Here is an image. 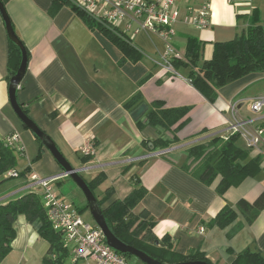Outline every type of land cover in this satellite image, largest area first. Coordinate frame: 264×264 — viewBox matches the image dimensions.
I'll list each match as a JSON object with an SVG mask.
<instances>
[{
  "label": "crops",
  "instance_id": "crops-1",
  "mask_svg": "<svg viewBox=\"0 0 264 264\" xmlns=\"http://www.w3.org/2000/svg\"><path fill=\"white\" fill-rule=\"evenodd\" d=\"M173 1L179 18L167 42L183 55L186 37L198 38L204 43L202 61L211 58L216 42L233 40L256 18L264 22V0ZM205 3L209 4L206 28L184 23L188 9H199ZM53 5L54 0H8L4 5L14 32L28 53L26 72L16 92L17 101L28 116L52 139L72 167H83L81 175L86 181L100 173L104 175L94 193L100 199L107 189L113 191L105 205L129 195L136 178L146 193L134 211L147 209L155 220L153 234L158 239L164 235L172 237L177 252L199 250L213 264H231L246 249L264 256V209L250 226L243 225L230 238L228 232L243 222L240 216L226 228L207 225L225 205L235 207L240 199L252 202L264 191V144L253 151L261 153L260 170L222 196L215 192L219 178L207 187L178 168L185 147L213 136L230 135L232 105H236L238 119L250 118L264 126V111L252 113L249 101L253 96L246 95L254 85H264V74H251L227 84L219 89L216 101L209 103L190 85L185 69L165 68L166 43L156 33L125 31L140 58L134 63H120V51L99 32L89 29L73 5H61L52 13ZM115 26L124 31L125 23ZM8 51L9 39L0 15V137L18 135L23 156L18 158L17 168L29 167L27 180L32 176L55 177L60 167L44 147L40 150L34 135L10 105ZM262 93L264 89L256 95ZM137 94L147 107L157 100L167 107H190L188 122L177 136L182 140L194 138L167 150H150L151 141L160 134L165 139L171 136L156 127H137L124 108ZM89 137H94L96 150L92 159L83 163L80 149ZM61 178L68 177H56L54 181ZM25 183L23 178L0 197ZM14 228L16 237L8 255L29 253L30 264H35L36 259L40 264L43 254L39 256L35 251L39 244L35 227L20 216Z\"/></svg>",
  "mask_w": 264,
  "mask_h": 264
},
{
  "label": "trees",
  "instance_id": "trees-1",
  "mask_svg": "<svg viewBox=\"0 0 264 264\" xmlns=\"http://www.w3.org/2000/svg\"><path fill=\"white\" fill-rule=\"evenodd\" d=\"M3 5L8 0H0ZM69 4L66 0H54L51 12L59 6ZM76 13L89 29L103 35L121 53L123 62H137L140 58L138 49L130 36L115 25L105 21L97 22L76 9ZM203 41L193 36L186 37V48L180 57H172L169 64L173 70L186 69L187 80L190 85L200 93L209 103L218 98V91L227 84L251 74H264V22L257 18L247 29L236 35L228 42H216L212 56L202 61ZM20 51L9 41L8 65L9 79L15 74L20 64ZM144 101L140 94L132 97L124 104V108L132 112ZM22 107V105H21ZM27 114V110L22 107ZM190 107H167L163 101H153L147 107L142 118L136 121L138 128L152 126L160 129L162 133H169L171 139H165L162 134L151 141L150 150H167L194 138L179 139L177 133L187 124ZM28 115V114H27ZM239 134L228 136H213L209 139L191 144L182 151L183 159L178 168L204 186H211L219 178L215 192L222 196L229 188L237 187L243 180L255 176L262 163L261 153L241 148L236 144ZM36 139V138H35ZM42 150V143L36 139ZM96 147V141H94ZM41 151L37 158L40 157ZM23 152H16L9 148L0 137V183L14 177H5L8 171L17 172V177L27 180L30 169L17 168V160ZM93 156H83L81 160L86 163ZM16 177V178H17ZM104 175L98 174L92 180L86 181L94 193L96 187L103 182ZM133 190L122 200H112L113 191L107 189L102 198L97 201L102 209L108 227L112 233L123 243L142 250L152 258L165 263L176 264L190 261H208L199 250L181 254L175 250V240L169 235L157 238L152 229L155 220L147 209L138 212L134 210L139 205L146 191L135 178L132 180ZM86 208L87 205H86ZM264 209V191L252 202L240 199L235 207L225 205L207 223L209 227L226 228L234 223L240 216L243 222L237 223L227 234L228 238L234 236L243 225L250 226ZM35 227L39 239L44 240L48 248L41 258L40 264H67L69 251L59 231L53 230L47 218L42 203V197L36 190L24 191L0 203V262L12 251V242L16 237L14 223L18 217ZM96 227L95 223L93 224ZM124 256V255H122ZM126 259L132 256H124ZM142 264V263H141ZM231 264H264V256L259 252L246 249L236 255Z\"/></svg>",
  "mask_w": 264,
  "mask_h": 264
},
{
  "label": "built area",
  "instance_id": "built-area-1",
  "mask_svg": "<svg viewBox=\"0 0 264 264\" xmlns=\"http://www.w3.org/2000/svg\"><path fill=\"white\" fill-rule=\"evenodd\" d=\"M90 19L105 21L113 25L124 22V31L132 29L133 33L154 32L166 43L165 68L172 71L169 59L180 57L167 42L174 33L173 25L179 18L173 0H66ZM187 25L203 29L209 23V4L199 9H188L183 18ZM169 57V58H168ZM249 109L254 114L264 110V93L249 101ZM234 118L229 127L230 134L237 133L244 138L246 148L257 151L264 144V126L250 118L238 119L236 105L230 107ZM3 142L16 152H22V146L16 133L1 137ZM94 137L86 139L80 152L83 156H93L96 147ZM5 177H17V172L8 171ZM50 178L30 177L19 189L9 195L0 197V203L24 191L36 190L42 197L43 207L51 227L63 235L69 251L67 264H129L121 254L113 251L105 242L98 227L84 223L79 218L77 208L54 193L50 187ZM202 230V229H201Z\"/></svg>",
  "mask_w": 264,
  "mask_h": 264
},
{
  "label": "water",
  "instance_id": "water-1",
  "mask_svg": "<svg viewBox=\"0 0 264 264\" xmlns=\"http://www.w3.org/2000/svg\"><path fill=\"white\" fill-rule=\"evenodd\" d=\"M0 15L4 22L6 32L8 35L9 41L13 43L20 51L21 59L20 64L15 72V74L9 79L8 85V97L10 105L20 120V122L26 127L28 130L32 132L34 137L38 139L43 147L52 155L53 159L60 167V173L56 175V177H68L72 180V182L78 187V189L82 192L85 197L86 204L88 210L91 214V217L96 225L100 229L103 234L104 240L106 244L115 252L124 255V256H132L140 261L142 264H165L162 263L142 250L136 249L130 245H127L120 241L110 230L106 219L103 215L102 209L97 201L96 196L92 192V190L88 187L86 180L82 177V172L84 171L83 167L74 168L70 165V163L65 159L62 153L59 151L55 143L52 139L42 131L36 123L23 111L21 105L18 103L16 98L17 89L24 77L27 68L28 62V53L16 33L14 32L13 26L10 22V19L6 13L5 7L3 3L0 1ZM147 110V106L142 103L138 107H136L132 112H130V117L133 121H137L143 117ZM176 264H213L207 263L205 261H190Z\"/></svg>",
  "mask_w": 264,
  "mask_h": 264
},
{
  "label": "rangeland",
  "instance_id": "rangeland-1",
  "mask_svg": "<svg viewBox=\"0 0 264 264\" xmlns=\"http://www.w3.org/2000/svg\"><path fill=\"white\" fill-rule=\"evenodd\" d=\"M246 29H244L240 33L244 32ZM186 77H187V70H186ZM263 89H264V85L256 84L253 87L248 89V91L246 92V95L249 97L253 96V98H254V96L256 94H258ZM236 144L241 148L246 147V142H245L244 138H242L241 136L238 137ZM22 179H23L22 177H20L18 179L12 178V179L1 182L0 183V195L3 194L4 192H7L6 190H9L13 186H15V184L19 183ZM50 187H51L52 191H54V193H57L59 196H61L63 199L67 200L69 203H71L72 205H74L77 208L78 213H79L78 214L79 218L84 223H87L90 225L94 224V221L91 217V214H90L88 208H86L87 204H86V200H85L84 195L77 188V186L72 182V180L70 178H67V179L61 178L58 181L53 180L52 182H50ZM95 194H97V193H95ZM47 246L48 245H47V243H45L44 240L39 239V244H37L35 246V248H37V249H35V248L34 249L37 253H39V256H40L41 254L44 255L46 253L45 249L47 248ZM42 250H45V252L42 253ZM28 254L29 253H27L24 256L20 255V254H13L11 256L8 255V256H6V258H4V260L2 262H0V264H30L31 262L29 261ZM40 258L41 257H39V260H40ZM68 261H69V259H67L66 263ZM127 261L129 264H141L140 261L137 260L135 257H128ZM38 262H39L38 259H36L35 264H39Z\"/></svg>",
  "mask_w": 264,
  "mask_h": 264
}]
</instances>
